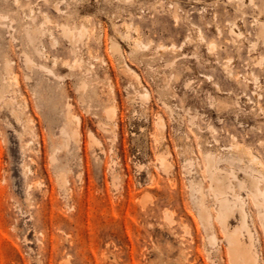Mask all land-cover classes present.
<instances>
[{"label":"rangeland","instance_id":"rangeland-1","mask_svg":"<svg viewBox=\"0 0 264 264\" xmlns=\"http://www.w3.org/2000/svg\"><path fill=\"white\" fill-rule=\"evenodd\" d=\"M260 26L264 0H0V264H232L191 186L215 214L207 156L253 152L264 192Z\"/></svg>","mask_w":264,"mask_h":264},{"label":"bare ground","instance_id":"bare-ground-1","mask_svg":"<svg viewBox=\"0 0 264 264\" xmlns=\"http://www.w3.org/2000/svg\"><path fill=\"white\" fill-rule=\"evenodd\" d=\"M50 21L52 20L50 19ZM235 30L236 29H233L232 27L231 34L233 36H238V32H236L237 30L236 31ZM263 32H264V26H260V34H262ZM219 33H221L220 29H219ZM33 39L34 37L30 39L31 43H33ZM117 44H118L117 42L116 43L114 42V44L111 45L112 46L111 49L113 50V52L115 50H117V52L120 51V46ZM159 48H162V47H159ZM26 59H27L26 64L30 65L32 63L31 60L29 58H26ZM18 79L19 78H17L16 76L15 82L18 83L19 82ZM257 82H258V79H256V83ZM2 89L3 90L5 89L4 85ZM240 149L238 151H240ZM242 149H243V145H242ZM246 150L248 149L246 148ZM246 153L247 155L250 156L251 163L249 162L250 164H247L244 167L240 165V163L242 164V160H240L238 157L237 158L234 156L226 157V160L233 167H235L238 171L243 172L242 174L244 175V178H239V176L237 175V171L235 170L227 172V171H223L219 169L216 166L217 161L214 155L209 154L207 156L208 164L206 167V171L209 176L208 188L211 192L210 197L214 201L215 206H216L215 214L212 212V210L208 206V196L203 191L202 183L201 182L197 183L195 187L191 186L192 188L191 198L193 200V203L195 205V208L197 210V213L201 220L202 225L207 230L212 229L214 220L220 225V227L223 229V232L225 234L224 242L227 246L228 255H229V258L232 264H259V257H258L257 250H256L254 235L250 231V228L248 225V220H247L248 214L246 213L245 207H244L245 202L243 200V197L240 194H238L236 187L238 186V188L241 191L246 190L247 192H250L254 201L257 203V205H259L257 202V199L258 197H263L264 199V192H262L260 189L261 180L259 177H257L254 174L255 169L252 167L251 164H255L257 166H263V162L253 152H246ZM218 162H220V160ZM164 167L167 169V165H165ZM235 183H237V186L235 185ZM232 220H237L238 225L235 227L232 226L231 225ZM209 240L212 246H215L217 244V239L213 234L209 235Z\"/></svg>","mask_w":264,"mask_h":264}]
</instances>
